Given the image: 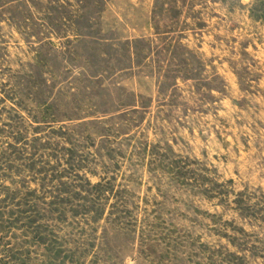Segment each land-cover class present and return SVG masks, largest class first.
Masks as SVG:
<instances>
[{
    "label": "rangeland",
    "instance_id": "374dc122",
    "mask_svg": "<svg viewBox=\"0 0 264 264\" xmlns=\"http://www.w3.org/2000/svg\"><path fill=\"white\" fill-rule=\"evenodd\" d=\"M0 264H264V0H0Z\"/></svg>",
    "mask_w": 264,
    "mask_h": 264
}]
</instances>
